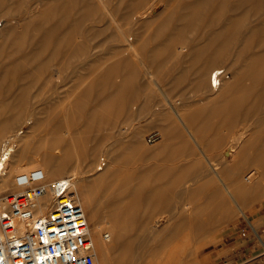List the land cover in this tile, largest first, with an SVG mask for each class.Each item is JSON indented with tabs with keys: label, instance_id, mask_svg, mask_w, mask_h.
<instances>
[{
	"label": "bare ground",
	"instance_id": "obj_1",
	"mask_svg": "<svg viewBox=\"0 0 264 264\" xmlns=\"http://www.w3.org/2000/svg\"><path fill=\"white\" fill-rule=\"evenodd\" d=\"M45 1L46 0H44V2ZM113 1L114 0H73L72 2L73 4L70 6L67 1L58 0L56 3L52 5H49V3H47L49 6L43 3L46 7L48 6L47 8L49 9V11L42 10V8L46 10V7L40 6L39 11L41 9L42 10L41 12L38 11L39 12L38 13L37 11L34 12L31 11L28 13L27 17L25 15L14 16L12 12L5 11L7 10V8H4L2 12L0 11V57L7 55L8 56L7 58H9V63H4L3 65L0 64L2 66V67L0 66V71L5 73L7 72V73L17 74L20 72L21 66L23 64L25 68L26 66H28L29 68L28 70L27 69L25 70L28 76L35 75L36 76L35 78H38L37 74L40 75L37 81H39V79H41L42 77L44 78V80L42 79L43 81H39L40 83L43 82L41 84L45 83L49 85L50 83L52 84L55 82V84L58 87L59 86L63 87L64 85L66 86L67 84L69 88L71 87L73 89V94L71 93V96H68L67 107L74 108L75 106H78L79 108L81 107L82 109H84L87 106L86 105L87 99L88 100L91 99V94L96 90L95 87L98 88L102 87L101 90H103L111 85L112 81L109 82L110 85L106 86L107 83L104 81L103 82L105 84L102 83V79L108 81L116 77L115 75H117V77L121 76L120 84L117 83L120 85L121 88L120 90L122 92L120 93L122 95L120 98L121 102L119 103L121 104L120 107L122 106L121 111L129 110L128 111L129 113L128 112L126 113L123 112V113L125 114L128 113L130 115L127 114V116L131 117L132 116L131 109H133L134 107L140 108L139 109L140 112L138 115H137V111L133 112V116L134 113H136L135 114L136 116H139L136 117L139 122L138 124L139 127L137 124H135L137 125L136 128H134L135 125L134 127L131 126L133 124L130 125L131 127L130 126L124 127L123 125H121L122 128H119L118 124H117L118 127L110 125L111 127H107V128L105 127V129L110 128L106 130L108 131L109 135L106 136L107 132H105L104 133L105 135L104 134L103 135L106 136V139L108 140H109L108 138L109 136H110V140L112 139L111 137L113 138L116 137L117 139L114 138L116 141L121 140L122 142H124V144L126 141V144L128 143L129 145H133L134 142H138L137 139L140 140L142 138L141 135L143 131L141 132V127H144L146 122L149 123L151 121L150 116L152 117L151 115L153 114L152 108L154 107H152L150 97H148L149 99L145 98L143 101L138 102L139 104L138 107L137 102L133 100H136L135 96H137V94L135 93H137V91L139 90V86L134 84H132L133 86L126 84L128 83L129 78L131 77L136 78L138 76L140 77L139 73L141 74V72H144L142 73V75L146 74L149 75L148 77L155 78V75L151 72L150 65L153 64L156 65L158 63H161L160 61L163 60V59L160 60V56H158L160 54L157 55L156 53L157 51L155 52L156 55L153 54L155 55L153 56L154 58H152L151 57L152 54H149L148 52L149 51L148 47H146L147 48L146 50L141 44H137L140 36H142L141 26L145 28H147V26L148 27L151 26L149 28L151 29L153 27L151 24L157 21L158 17L160 20L163 12L165 13L167 9L174 10L177 4L176 5L171 4V0H162L161 2H158V0H121L120 3H116L117 2L116 0H115L116 2ZM37 2L39 3L41 2L42 4L43 0L42 1L38 0L35 3ZM81 2L84 4H81ZM115 3L119 5H116ZM162 3L165 4L162 6ZM81 5L82 8L80 7ZM57 7L58 8L64 7V9L65 7L70 8V12L72 13V15L77 14L78 16L75 17V19L71 18L72 19L71 20L69 17L67 18V14L66 15L64 14V16L66 17L61 15L63 17L60 16V18L56 17L57 19H55V17L54 19L53 18L50 19L51 14L55 12L54 8L57 9ZM80 8L82 9V12H79ZM59 9H57L56 11H58ZM179 10H180V15H177L171 20V22L174 21L175 23L181 24L180 28L178 30H175L176 35L174 34V31L168 33L167 30L163 32V35L161 34L162 36L160 35L161 38L164 37L165 39L168 38L166 42V47L163 49V53H161V55H163L164 53L166 54L168 53L172 60H170L169 58L168 59L171 62H174L175 60L176 62H174V64L179 66V68H182L179 65V63H181L179 61H181V59H184V57L186 63L187 60H189L187 59L188 58L187 56H189L190 59L192 57L191 61H193L194 57H197L194 58L193 62L189 60L190 62L189 64L192 63V67L191 65L190 67L193 69V71L191 70L190 73L191 72L195 73V75L193 73L191 74L193 75V78L195 76L194 78L195 83L196 86L199 88V90H202L204 92L208 90L209 91L208 98H210L211 102L212 101L215 102L214 107L216 110L214 109L212 116L215 119V124L213 125V127L214 126L216 127L215 131H217L218 141L216 140L217 138H215V140L218 143L222 144L221 146L223 145L224 146L223 147L220 146L221 151H218V154L217 152H215L217 154L216 156L217 158L215 159L216 160L218 159L217 163L215 162L216 160L214 159L216 154L212 152L214 157L213 155L210 154V156H212V158L214 159V162L216 163L215 164L214 162H212L213 160L211 161L212 158L209 159L210 157L206 155V154L209 155L210 152L207 151L209 149H207L206 147L205 149H203L204 146L207 144H208L207 146L210 148L209 145L211 143L209 142L210 143L209 144L207 141L212 139V138H208V134H210L211 132L210 133L207 132L208 133V134L206 133L207 135L205 134V132L203 133L201 132L202 134L200 133L198 135L200 136L205 134L207 136L206 137L203 135L204 138H207V141L205 140V143L207 144L205 143L201 144L202 146L204 145L202 148L199 144L196 133L193 132L192 129H190V127L192 126L189 127L185 122V119L187 120L188 118L195 120H201L207 118L208 115L206 108L202 109V107L196 105V107H200L201 109L191 108L194 109V111L190 109L191 111H188L187 115L183 114L186 113L185 110H182V112L185 111L183 113L180 111L181 109L179 110V112H177L180 121L183 122L182 125L188 126V127L186 126L188 130V136L190 135V137L194 139L193 141L197 142L199 146L196 145L195 142L194 145H196V147L198 146L202 152L205 151L208 152V153L205 152L204 154L209 160V165L211 167V170H207L206 172V168H208V164L206 165V163H203L204 166L207 167L202 168L204 166H201L200 165L201 163L199 164L198 162H196L197 158L199 157V155H197L196 153L198 151L197 150L198 147L195 148L192 145L193 143L191 144L192 142L191 141L190 142V144L192 145V146L190 145L191 148L196 149L195 150L196 152L193 151V153H196V155L198 156L197 157L196 155L193 154L197 158L192 156L193 157L192 160L193 159L196 160L195 163L199 164L198 166L199 168L201 166L202 169H205V171L203 170L204 172H202L201 168L197 169V167L195 166L194 170H197L195 172H198V170L200 171L198 178L199 177L202 178L204 180V183H201L200 181L197 182L193 178L192 179L194 180V182L193 180H191L192 174L195 173L192 171L193 169H191V167H194L192 166L194 163L192 161L193 164L190 165L191 160L189 159L188 161H190L189 165L191 167L188 168L191 169L193 173L192 172L189 173L190 172L189 171L185 175L183 174V176L179 175V178L178 179L176 178L175 181L176 186H179L178 184H182V182L185 180L189 182L187 188L185 189L187 193L186 194L187 200L181 206L177 207L178 209L174 211L173 216L162 214L159 218H156L155 216H153V214L149 213L150 216L148 218H144L143 216H139V215L135 217L136 216L135 214L134 216L135 218L132 217V220H113L111 221V224H109V228L107 230V234H108L107 241L109 240V242H107L105 238L101 237L100 230L102 228V225L98 221L100 206L97 203L96 197H94L92 193H94V191L96 190L98 191V189L99 191L102 190L100 188H102L103 185L106 186L110 185L109 182H112V180H116V178L120 180L119 182L123 183V184L120 183L121 187H123V185L126 186L125 184L128 185L127 182L131 179V177H130V173L128 172L125 173L123 171L125 174L123 172H118L119 169H117L118 167L116 166V164L112 165L113 162L117 163L116 162L117 157H115L114 153L112 152L113 148L115 149L114 146L113 148L110 146V148L112 149L109 151V154H107L108 157L110 158L109 162H107L109 158H106L105 156L101 159L98 157L99 151L97 152V154L93 153L97 151L96 150L98 148L97 145L93 147L94 149L96 148L95 151L94 149L92 150V147L89 148L88 144L90 145V143L88 142L90 141L92 145L93 140L96 139L98 140L102 134H100L99 131L97 130L98 129L101 130L102 128L101 129L100 127L96 128L95 127L96 125L94 124L92 128H94L95 132L97 131V133L95 134L93 129L90 128V126L92 125L91 123L89 124L90 126H85L86 124L84 125V123H82L83 124L82 127L84 128L82 129L81 127V130H79V135H77L78 130L76 131L75 134L74 130L76 129H74L75 126L74 124L75 123L78 124L77 121L79 120L80 117H78L76 121L75 117H74L75 119L70 118L72 116L70 112H69L70 116L68 113H66V117L64 120L65 121L64 127L62 130L64 131L65 134L69 136L70 139L67 141H71V142H67V143L69 144L71 143L70 146H72L71 151H69L70 149H68L70 147L68 148L65 147V149L67 148L68 149L67 152L69 153L70 152L76 153V157H74L73 160L74 163L71 165L69 164L70 162H72L71 157L73 156L71 155L70 157V155H68L69 156L68 158L67 156L68 153L66 154V152H64L66 150H64L63 153L67 157L64 156L62 153L63 149L61 150L60 148H58L60 147L58 143H61L62 142L61 140L64 141V138L66 139L67 135H65L66 136L65 137L62 133V130L61 131L57 130L59 127L53 129L56 126L54 124H51L52 123L51 118H49L51 120V121L49 120V122L51 124L52 129H49V132L51 133V136L55 138L54 141L58 142L57 145L54 146V148L52 147V145H47L50 144V142H48L49 140H51V143L54 142V141L52 142L51 136L48 135L49 136L47 137L49 139L47 140L48 143H46V141H44L45 143L42 142L44 146L37 147L34 150L37 151V153L34 152L35 155H33L34 153L30 152L28 154H32V156L30 155L28 156V158H26L25 154H27L26 151L29 149V145L32 142L31 139H33V136L36 133L35 129H34L35 132H32V130L30 129L31 130L30 132H32V134L27 135L29 133H26L25 134L26 137L23 135V138L21 136L23 130L21 129L20 131H18L17 135L18 136L20 135L19 137L20 142L19 139L18 141H16V139L11 140L14 138H18L17 135H15L17 137H14L13 135L14 138L6 139L5 142L3 141L4 139L0 140V192L2 191V189L6 190L11 186L14 188H18L19 191H22L25 185L18 182L17 176L18 175L30 176L35 171L42 172V175L45 180L50 176L56 177V179L48 182L50 184H53L58 179L66 178L67 182L69 183V189H68L69 192H71L74 199L83 206L86 213L89 212V214L88 213L87 214L89 215V218L94 222V225L93 227H91L92 228L91 230L92 232L93 231L95 232V236L93 234L92 236L95 242L97 264H115V263L116 264H153L154 259L152 261L151 258H154V256H156L159 253V250H161V253L163 252L168 257L165 263H164L165 260H163V262H161V260L159 261L164 264L168 263L169 260L173 263V259L176 260V258L180 256H190L194 258L198 248L196 247L195 250H192L191 248L193 243L192 242L193 237L196 236L195 234L199 236H207L209 237L208 241H211L215 237V234L217 233L219 226L222 223V220L223 219L227 220L228 218H230V216H232L231 208H234L236 207V205H238L239 208L242 210V212L245 213L244 210L245 208H243V205H245L247 202L250 203L252 200H256L257 202L260 198L262 200L263 199L262 197H264V137H263L264 135L260 136L259 130L256 131L251 128L252 127L251 121L254 120L259 121L264 126V0H181V2L179 3ZM85 13L86 16L92 15L94 26H97V30L95 31V33L99 35L101 33H104L103 35L101 34L103 37L104 35H106L107 32H109L107 35L108 37L104 36L105 38H107V42L108 40H110L111 42L115 41V43L113 42L114 44L112 45L113 52L112 50L109 52L108 49L107 50L109 53L105 52L108 55H110L111 52L112 54L110 56L107 55L108 57L102 60L101 62H99V64L95 68L94 67L92 68L90 66V63H92L91 62L92 45H90L89 42L92 35L91 34H90L91 36L89 35L90 38L88 36H85V34L82 32L83 28H80L81 22L85 19ZM182 17L183 20H181ZM25 18L28 19V21ZM23 22H27V23L23 24ZM70 23L71 25L73 24L75 27V30L73 32L74 35L72 36L71 33L69 32L66 33L67 30L63 28L64 25L67 26ZM144 29L143 31L145 34L143 33V37H146L148 28H147V32H145L146 29L145 30ZM192 31H194L193 32L194 34L192 33ZM30 32H32L31 34H33L32 35L33 38L29 39V41L25 39L24 42L21 43L20 34L24 35ZM65 35L74 37V39L73 40L70 39V41L64 43V41L66 40L65 38H67L65 37ZM99 35L97 37L100 38L101 35L100 36ZM50 38L51 39L55 38L53 40L56 41L59 39L60 41L59 48L56 51L53 50L50 51V54H48L49 60L45 62H43L42 60H41L42 62L40 60L38 61V59L44 58V55L43 53L38 52L39 50L38 51L36 50L37 51L36 52L35 49L40 48L45 43L43 41H46V39H49L48 41H51ZM105 38L102 39L100 38L99 41H103V39L105 40ZM141 39L140 41L142 42L143 40ZM48 41L47 44L48 43L51 44L52 41L51 42ZM145 41L147 42L148 40ZM146 44L144 43V46ZM14 45L16 47L14 49H11V47H13ZM107 45L108 47L105 45L104 46L106 48L111 47L109 46V44ZM22 47L24 48L30 47V50L28 48H26L28 49V51L25 50L24 48H23L24 50L23 49L21 50L20 48ZM50 47L51 45L49 46V48ZM105 47L103 48V46H101V48L104 49V51L106 49ZM220 47L221 48L224 47V48L218 50L217 48ZM7 49L10 50L8 53H7ZM102 49L99 50L100 51L99 53L103 51ZM143 49L144 51L146 50V52H144ZM215 49L217 50L215 51ZM46 50H48V47L46 48ZM158 52L160 53V51ZM166 54L162 56L164 57V59L167 57ZM75 58L78 61L79 60L80 61L78 62L77 60H74V63L77 62L79 64L77 63L76 65L73 64V59ZM150 58H152L151 59L152 61L150 60ZM209 59L211 60L212 63L210 62ZM231 59L232 62L230 63L231 66L229 67L230 68L232 67L233 76L232 79H229L231 77V74H228V72L226 71L227 67H225V65H223L222 63H224V61L226 60L230 61ZM203 61H205L207 65L210 62L211 65L209 64L208 65L209 67L212 66L213 63L215 62L219 63L220 65L216 64L215 66L214 64V68L210 67L211 69L207 67V70L209 69L211 70V72L208 70L207 72H209L210 74L209 77H206L208 75L202 73V70L204 72V70H206L205 69L206 67H204L203 65H202L203 67L200 66ZM35 62H38L39 64L37 63L36 65ZM149 62L150 63L152 62L153 64H150ZM205 62L203 63L204 65L206 64ZM59 63H62V65H60ZM174 64L171 66L175 67ZM168 65L169 64H166L164 66H168ZM184 65L186 71L188 70L189 73V70L191 68L190 67L187 68L189 65L187 66L186 64ZM161 67L163 68V66ZM174 67L173 70L172 69L169 70L174 71L175 69ZM199 67H201L202 69ZM90 68H92V70ZM139 68L142 70V71L140 70L141 72H139ZM185 68L182 69L185 70ZM186 71L184 72L185 74L187 73ZM184 73H182L181 75H183ZM185 74L184 76L187 75ZM181 75L180 77L177 76L176 78L179 79L181 78L184 80L185 78L182 77ZM122 78L124 80L128 79L126 80L127 82L126 84L124 83ZM71 79H73V81L75 80L74 81L75 83L72 82L71 84L72 86H69L71 83L69 80ZM246 79L247 81L248 79H250L251 81L247 82ZM96 80L97 81L99 80V83H96ZM112 87L113 89L118 88V86L114 83L112 84ZM6 88H7V84H1L0 90H5ZM231 90H233L234 93L232 92V94L230 95L231 92L228 93V91ZM225 94L228 96V98H226L227 96ZM82 95L84 96L82 97ZM88 96L90 99L87 98ZM37 100L36 103L39 101ZM90 102L91 101L88 102L89 104L88 106H90ZM92 102H94V100ZM4 103L7 104V102ZM27 103H29V101L26 102V104ZM170 104L171 107H173V109L176 111L177 109L175 107L180 106V105L176 106L173 101H170ZM27 105L29 107V104ZM38 107H40L39 104ZM183 107L185 109L186 106ZM85 111L86 110H84V113ZM180 113L187 116L188 118L182 116ZM144 114H147L146 115L147 117ZM242 114L246 115L247 119L249 118L251 123V124L249 123V125L251 126L250 127L251 129L247 128V130H245L244 128L245 131L242 130L238 131L241 133H239L231 141L229 140L230 142L227 140L228 143H226V139H228L229 136L227 137V135L225 134V130L227 128H230V130L227 129L229 130L230 133L234 132L235 130L237 132L236 129L237 120ZM243 115L242 117L244 118ZM30 118H29V122H31ZM243 118H241V120ZM250 118L253 120H251ZM72 119L74 120V123ZM81 119L82 117L79 120L80 122ZM188 121L190 124L192 123L190 122V120ZM3 124L2 125L0 124V127L4 126L5 128L6 125ZM177 125H179V123ZM180 126L181 125H179V127ZM186 127L184 128L181 126L179 129H176L177 127L176 128L173 127L176 129V131L175 129L174 130L166 129L167 133H164V135L165 134L168 135L166 140L164 139L163 142L164 144L162 145L170 146L171 144L170 142L172 141L171 138H174L175 140L176 139L183 140L184 138L186 139L187 134L181 129L183 128L186 131ZM2 129L0 128L1 133H2ZM78 129L80 128L78 127ZM194 129L197 130L195 127ZM56 130L60 131L64 138H62V136L59 135V133L56 134L55 133L57 132ZM258 131L259 134L257 133ZM123 132L125 133L123 134ZM197 132L199 133L200 131ZM80 133L83 135L84 138H86L85 141L83 139L85 146L84 144H82L83 143L81 139L82 135H80ZM226 133L228 132L226 131ZM166 135L164 137H166ZM78 136L79 138L81 137L80 140H78L79 139L77 138ZM210 136L212 135H209V137ZM60 137L62 138L61 140H59ZM190 137H188V139ZM56 138L58 139V141ZM201 141L203 142V139ZM99 142L100 140L96 142V144H98ZM184 142L186 143L189 141L184 140ZM185 143H183V146H186ZM18 146L19 148L17 149ZM144 146L142 145L141 150H140L141 147L139 148L140 150L139 152L142 153L141 155L146 154L147 150L149 152V149L146 150ZM165 146L163 147L165 148ZM188 146L189 143L186 148H190ZM215 146L216 145H212L214 149H216ZM38 148H40V150ZM49 148H51L50 149L51 151L49 150ZM186 148L185 149H182V147L178 148L179 150L178 152L179 153L181 152V154H183V152L186 153L185 155L187 156L186 158L188 159L191 158V154L189 155L190 157L187 155L189 154L188 150L191 151V149L187 150ZM211 149L212 151H214L213 148H210V150ZM217 149L219 150V147ZM184 150H187L188 152L187 151L185 152ZM30 151H33V149ZM199 152L200 151H198V153ZM91 154L93 155V157L96 154L97 161L100 159L98 161L99 163H96V166H94L95 168L94 167L91 168L92 167L91 166L90 169L84 168L85 170H81L84 167V166L82 167V165L83 164L85 165L87 164L86 162H89L88 159L90 158L89 155ZM102 155H104V153H102ZM93 160L95 161V158ZM188 161L184 163L187 164ZM81 162H85V163H81ZM89 164L91 165V163ZM248 167L250 169H248ZM65 173H67V175H65ZM172 173L173 170L168 167L165 168L163 172L165 177L167 176L169 177L170 175L173 176ZM200 175L203 176L201 177ZM33 181L37 182V180H33ZM199 182L200 184L197 185ZM140 187L146 188V186H140ZM185 187H183V189ZM143 188H137L135 194L131 196L129 199L131 201L133 200L138 201V203H141L145 200L146 206L144 205L145 208L144 207L142 208L143 210L145 209L144 213L150 211L149 207L152 206V204L155 201H169L170 206L172 205L174 199L168 196L166 190L165 191L162 190L159 193H155L154 195L145 197L147 188L146 189ZM36 203L38 206L36 209L32 211L34 214L38 216L49 215L56 203L55 192L54 191L48 192L44 196L38 198L36 200ZM6 205L7 203L5 197L1 195L0 207H4ZM139 207L140 206H138L137 208ZM125 213L126 215L131 214V211ZM115 215L117 216V214ZM172 220L176 221V223H172L173 222ZM181 224L186 225L184 229L186 230L187 234L185 233V236L183 235L185 231L182 234L179 233L180 229L183 230ZM179 225H181V228L179 227L178 230L177 226ZM29 228H30L29 218L28 216H24V218L20 221L19 232L23 233L27 231ZM176 228L179 233L178 236L180 237L182 235L181 237L183 238V241L182 238L180 237L181 240L180 244L181 242H183L182 245H179V243H177L178 238L175 239L177 240V242L173 240L174 235L172 238L168 237V235L172 236L170 235L171 233L169 232L177 233V231H173ZM190 233L192 234L194 233V234L191 235ZM174 238H176V236ZM111 246L114 248H111ZM115 247H118L120 252H122L120 253L121 258L119 257L120 259L117 262H112V261L109 262L108 259H110L111 257V255L109 257L110 248L115 250ZM97 248L100 250L101 255H98L99 250ZM162 255L160 254L159 256L162 257ZM149 256H151V258Z\"/></svg>",
	"mask_w": 264,
	"mask_h": 264
},
{
	"label": "rangeland",
	"instance_id": "obj_2",
	"mask_svg": "<svg viewBox=\"0 0 264 264\" xmlns=\"http://www.w3.org/2000/svg\"><path fill=\"white\" fill-rule=\"evenodd\" d=\"M31 1H34V2H31ZM36 1H38V0H36ZM36 1L35 0H0V8H1L0 11L2 12V10H4V8H7V10H5V11L12 12V14L14 16H24L25 15L27 17L29 12H31V11H33V12L37 11L38 12L40 6L42 7V6L48 5L47 3H49V5H52V4L56 3L58 0H48V1L46 0L45 2L43 0L42 4H41V2L35 3ZM40 1H42V0H40ZM65 1H67L70 6L73 4L72 3L73 0H65ZM116 1H115L116 3H120L121 0H119V2H118V0H116ZM161 1L162 0H160V1L158 0V2H161ZM180 2H181V0H171V4H174V5L177 4L175 6L174 10L167 9L165 13L163 12L162 15L160 14L162 16V17L160 16L161 17L160 20H159V17H158L159 15H158L157 17H158L159 21L158 20H157L158 22L155 21L153 23L154 25L151 24L153 26L151 29H149L151 26L150 27L147 26L148 32H147V28L141 26L142 36H140L137 44H141L146 50H147L146 47H148L149 48L148 52H149V54H152V56H151L152 58H154L153 56L156 55L155 52L157 51L156 52L157 55L160 54V55H158V56H160V60L163 59L162 61H160L161 63L156 64L157 67L152 62L151 63L149 62L150 64H153V65H150V69H151V72L155 75V78L148 77L149 75H146V74L142 75V73H144V72H141L142 70L140 68H139V72H141V74L139 73L140 77L139 76L136 78L134 77L135 79L131 77V78H129V80L128 79L124 80L122 78L125 84L127 83L126 80H128V83L126 85L129 84V85L133 86L132 84H134V85L139 86V90L137 91V93H135V94H137V96H135V94H134V96L136 97V100H133V101L137 102L138 107H139L138 102L143 101L145 98L149 99L148 97L151 98V104H152V107H154V108H152L153 109V114H151L152 117L150 116V118H151L150 122L151 123L146 122L144 127H141V132L143 131L142 135H141L142 138L139 137L141 139L140 140L137 139L138 142H134L133 145H129L128 143H127L128 144L127 145L126 141H125V144L121 140H119V141H121L122 143L119 141H116L114 139L116 137H114V138L111 137L114 140H112V139L110 140V136L108 137L109 140L106 139V136L109 135L108 131H106V130H108L110 128L105 129V127L107 128V127H111V126H117V124H118L119 128H122L121 125H123L124 127H127V126H130L131 124H133L131 126L134 127L135 124H137V125L139 124L138 119L136 118L139 116H136L135 115L136 113H134V116H133V112L137 111V115H138L140 112V110H139L140 108H137V107L133 108L132 107L133 109H131V111H132L133 117L127 116V114L129 113L128 112L129 110L121 111L122 106L120 107L121 104H119L121 102L120 98L122 95V94H120L122 92L120 90L121 88L119 85L120 80H121V76L117 77V75H115L116 77H114V75H113L114 78L112 77L113 79H110L108 81H105L104 79H102V83H104V82L107 83L106 86L110 85L109 82L112 81L111 85L109 87H106L103 90H101L102 87H99L100 89L98 87H95L96 90L94 88L95 91L94 90H93L94 92L92 91L93 93L91 94V99L89 98V96L87 97L90 99V100L87 99V104H86L87 106L85 105L86 107L84 106L85 108L83 107L84 109H82L81 107L79 108L78 106H75L74 108L73 107L72 108L67 107L68 96H71V93L73 94V89L71 87L69 88L67 84H66V86L64 85L63 87H61V86L58 87L55 84V82L52 84L50 83L49 85L45 84V83L41 84L43 82L40 83L39 81H43L44 78L42 77L41 79H39V81H37L40 75L37 74L38 78H35L36 77L35 75H33V76L31 75L32 77L28 76V74H26L27 72L25 70L26 69L28 70L29 68H28V66H26V68H25V66L23 64H22L23 67L21 66V70H20V72L22 74L20 72L17 74H13V73H7V72L5 73V72L0 71V86H1V84H7V88L5 90H0V124L2 125L4 123L3 125H6L5 128H4V126L0 127L1 129L3 127L2 133L0 131V140L4 139L3 141L5 142L6 139H9V138L11 139V138L17 137L18 136L17 133L21 129L23 130V133L21 134L22 138H23V135L25 136L26 133H29L27 135H31L32 132L36 131V133H35L36 136H35V134H34V136L32 135L33 139H31L32 142L29 145V149H28L29 151L28 150L26 151V153H27V154H25L26 158H28V156H30V155L32 156V154H28L30 152L31 153H34V152L37 153V151H34V150L37 147H43L44 144H42V142H44V141H46V143L50 142V144H47V145H52L53 148H54V146L57 145L58 142L54 141L55 138H53L51 136L49 129H52L51 124H54L56 127H54L53 129L59 127L57 130L61 131L64 127V122H65L64 120L66 117V113L69 114V112L72 115L70 118L75 117L76 119L75 118L74 119L76 121H77L78 117H80V118L82 117L81 122L79 121L80 120V118H79V120L77 121L78 124H76V123L74 124L75 125L74 129H76V130H74L75 134H76V131L78 130L77 135H79V130H81V127L83 125L82 123H84V125L86 124L85 126H90L89 124L91 123L92 125L90 126V128H92V126L94 124L96 125L95 126L96 128H99V127H100V129L102 128L101 130L95 129V130L99 131V133L102 135L100 136L101 139L98 136V138H99L98 140L96 139V140L92 141L94 143V144L92 143L93 146L91 145V142L88 140L89 141L88 143H90V145H91L90 146L88 144V146H89V148L92 147V150L94 149L93 147H95V145H97L98 148L97 149L95 148L97 151H95V149H94L95 152H93L91 149L90 150L96 154L99 151L98 157L100 159L103 158L104 156L106 158H109L107 154H109V151L113 148V146L115 147L116 150L113 148L112 152L114 153L115 157H117L116 162L118 164L113 162L112 165L116 164V166L118 167L117 169H119L118 172L124 171L125 173H127V172L130 173V177L132 180L130 179L131 181L129 180L130 182L129 181L127 182L128 185L125 184L127 187L124 185H123V187H121V185H120L121 182H119L120 180H118V178H116V180H112V182H109L110 185H108V186L103 185V187L100 188L102 190L99 191V189H98L99 192L96 190L97 192L94 191V193H92L94 195V197H96L97 203L100 206V209H99L100 213H99V218H98L99 223L102 225V228L100 230V234H101V237L105 238L106 241L108 239V237H106L107 230L109 228V224H111V221H113V220H132V217L135 218V217H137V215L143 216L144 218H148L150 216L149 213L153 214V216H155L156 218H159L162 214H167L169 216H173L174 211H176L178 209L177 207L181 206L187 200V198H186L187 193H186L185 189L187 188L189 182H187L185 180L182 182V184H178L179 186H176L175 181H176V178L177 179L179 178V175L183 176V174L185 175L187 172L190 171L189 173H191L193 171L195 174H192L191 180L194 179L197 182L200 181L201 183H204V180L202 178H200V177H199L200 179L198 178L200 171L198 170V172H199L198 173V172H195L197 170H194V169H195V166L197 167V169H200L201 166H204L203 163H206V165L208 164V168H209L210 167L209 160L204 154L206 151L202 152L201 149L198 147L199 146L198 143L193 141L194 139L192 137H190V135L188 136V130H187L188 126L193 127V128L190 127V129H192V131L196 133V135L198 137L199 144L202 148L204 145L202 146L201 144H204L205 140L207 141V138H204V136H206L208 133L211 132L210 134H208V138H212V139L207 141V142L211 143V144L209 143L210 144L209 146H210V148H213L214 151H212V149L210 150V148L207 146L208 145L207 143H205L207 145H205L203 148V149H205V147H206L207 149L210 150V151L207 150L208 152H210L209 155L206 154L208 157H210L209 159L212 158V156H210V154L213 155V153H215V152H217V154H218V151H221L220 148L224 146V145L221 146L222 144L217 142L218 137H217V131H215L216 127L215 126L213 127V125L215 124V119L213 118L212 115H213V112L215 109V107H214L215 102H213V101L211 102L210 98H208V92H209L208 90L205 92L202 90H199V88L196 86V83H195V79H194L195 76L193 78V75L191 74L193 72L190 73L191 70L193 71V69L191 68L192 63L189 64L190 63L189 60L191 61L192 57L190 56L191 57V59H190L189 56H187L188 57L187 59H189V60H187V63L185 62V57H184V59H181V61H179V62H181V63H179V65L182 68H185L184 64H186V66L189 65L187 68H189L191 65V67H190L191 69L189 70V73H190V75H189L188 70L186 71V68H185V70H183L182 68H179V66L174 64V62H176L175 60H174V62L170 61L172 59L170 58L168 53L167 54L164 53L167 55V57L165 59H164V57H162L164 54L161 55V53H163V49L166 47V42H167L168 38L167 39H165V37L161 38L160 35L161 34L163 35V32L165 30H167L168 33H171L172 31H174V34H175L176 33L175 30H178L181 26V24L175 23L174 21L171 22V20L174 17H176L177 15H180V10H179V3ZM43 3H45V5ZM81 4H84V3L81 2ZM164 4L165 3H162V6ZM79 5H80V3H79ZM116 5H119V4H116ZM47 7H46V10L43 8H42V10L49 11V9ZM80 7L82 8V5ZM59 8L57 7V9H59L58 11H56L57 9L54 8L55 12L52 10L54 13L52 12L53 14H51V16L49 15L50 19L51 18L54 19V17H55V19H57L56 17L60 18V16L61 15L64 16V14L65 15L67 14V18L69 17L70 19L71 18L75 19V17L78 16L77 14L72 15V13L70 12V8H66V7H65V9H64V7H59ZM81 8H80L79 12H82ZM42 10L40 9L39 12H41ZM63 16H61V17H63ZM184 16H186V15H184ZM64 17H66V16H64ZM185 19H186V17H185ZM26 20L28 21V19H26ZM181 20H183V17L181 18ZM24 23H27V22H23V24ZM63 28L65 30H67L66 33L69 32V33H71V36L74 35L73 32L75 30V27L73 24L71 25V23H70L67 26L64 25ZM80 28H83L82 32L85 34V36L89 37L90 34L92 35V36L90 35L91 39L89 42L90 45H92L91 46V53H92V55H91L92 61L91 62L92 63H90V66L92 68L93 67L95 68L99 64V62H101L102 60H104L105 58H107L108 56H110L112 54V52H113L112 45L115 43V41H113L114 43L111 42L110 40H108V42H107V38H105V37H108L107 35L109 32H107L106 35H104L105 37L104 36L102 37V35L104 33H101L102 34V35L100 34L101 36L99 34L95 33V31L97 30V26H94L92 15L86 16V13H85V19L81 22ZM144 28L146 29L145 32H147L146 33L147 38L143 37V33H144L143 29ZM193 32L194 31H192V33ZM31 33L32 32L24 34V35L20 34V36H21L20 42L23 43L25 39H27V41H29V39H32L33 34H31ZM86 34H88V35H86ZM67 35H69V34H67ZM98 35L100 36L101 39L105 38V40L103 39V41H99L100 38L97 37ZM71 36L65 35V37H67V38H65L66 40L63 39V40H65L64 43H66L67 41H70V39L73 40L74 37H71ZM53 39H55V38H52V39L50 38L51 41ZM140 39L143 40L145 44L147 43L146 44L147 46L146 45L144 46L143 41L141 42ZM48 40L49 39H46V41H43L45 43L42 45V43H43L42 42L41 43L42 46L38 49L37 48L35 49V51L39 50L38 52H41L44 55V58L38 59V61L42 60L43 62H45V61L49 60L48 54H50V51H52V50L56 51L59 48V45H60L59 39L57 41L53 40L52 42L48 41ZM63 40H62V42H63ZM145 40H148V41L146 42ZM47 41L51 42V44H49V43L47 44ZM139 41H140V43H139ZM103 42H104L105 46L108 47L107 44H109V46H111V47L106 48L103 45ZM50 45H51V47L49 48ZM100 45L103 46V48L104 47L106 48L105 51H104V49L101 48ZM15 47L16 46L14 45L13 47H11V49H14ZM47 47H48V50H46ZM221 47L217 48V49L219 50V49L224 48V47L223 48H221ZM23 48L24 47H22L20 49L22 50ZM26 48H28V47H26ZM26 48H24V49L27 51H28V49L30 50V47L28 49H26ZM9 49H7V53L11 50V49L10 50ZM100 49L103 50V51H101V53H99ZM107 49L109 50V52L112 50L110 55L107 54V53H109ZM217 49H215V51ZM146 50L144 51V49H143L144 52H146ZM158 51H160V53ZM105 52H107V53H105ZM146 54H148V53H146ZM153 54H155V55H153ZM4 57H6V58H4ZM7 57H8L7 55L0 57V64L1 65H3L4 63H9V58H7ZM152 58H150V60ZM194 58H197V57H194ZM194 58H193V61H194ZM74 60H77V59L76 58L73 59V64L76 65L77 62L74 63ZM164 60H165V62H164ZM182 60H183V62H182ZM193 61H191V62H193ZM169 62H171L172 64ZM204 62L205 61H203L200 66L206 67L205 68L206 70H204V72L202 70V73L208 75V76L205 75L206 77H209L210 73L207 71L209 69H211L210 67L214 68V64H215V66H216V64L220 65L219 63L215 62V63H213L212 66L209 67L208 65L210 64L211 60H210L208 65L206 62H205L206 64L204 65L203 64ZM231 62H232V59L230 61L226 60V61H224V63H222L223 65H225V67H227L226 71L228 72V74H231V77L229 79H232V76H233L232 67L231 68L229 67V66H231V64H230ZM37 63L38 62H35L36 65H37ZM59 64L62 65V63H59ZM77 64H79V63H77ZM94 64H95V66H94ZM159 64H162V65H159ZM166 64H169L170 67H169V65L164 66ZM173 64L175 65V67L173 66L175 68L174 71H172L173 67L171 66ZM161 66H163V68ZM176 66H177V68H176ZM245 66H244V68H245ZM201 67H199V68H201ZM207 67H209L208 70H207ZM92 68H90V69L92 70ZM169 69H172V70H169ZM178 69L179 70L181 69V70L179 71ZM185 71L187 72L186 73L187 75L184 73ZM209 71L211 72V70H209ZM194 72H195V70H194ZM205 72H207V73H205ZM182 73H184L186 76H184V74L181 75ZM193 74L195 75V73H193ZM173 75H174V77H173ZM180 75L182 77H184L185 79L183 80L181 78L180 79L176 78L177 76L180 77ZM177 79L180 80V83H179V80H177ZM226 79H228V78H226ZM69 81L71 82V83L69 82L70 83L69 86H72L71 85L72 82L75 83L74 82L75 80L73 81V79H71ZM123 81H122V83H123ZM246 81H247V79H246ZM250 81L251 80L248 79L247 82H250ZM176 82L179 84H177ZM96 83H99V80L98 81L96 80ZM113 83L116 84L118 86V88L113 89V87H112ZM117 83H119V84H117ZM55 87H57V88H55ZM107 88H109V89H107ZM229 92H231L230 93V95H231L233 90L228 91V93ZM83 96L84 95H82V97ZM85 98H86V96H85ZM226 98H228V96ZM36 100L38 101L37 103L39 104L40 107H38ZM93 100H94V102H92ZM28 101H29V103H27V104H29V107L26 104V102H28ZM89 101H91L90 106H88ZM170 101H173L176 106L180 105L179 107H175L177 109V111L174 110L173 107H171ZM4 102H7V104ZM34 103L37 105H35ZM91 104H93V105H91ZM26 105H27V107H26ZM156 105H159V106H156ZM196 105L202 107V109L206 108L207 115H208L207 118H204L201 120H195V119H190L187 116H185V115H187L188 111H191V110L194 111V109H196V108L201 109L200 107H196ZM183 106H186L185 109ZM155 107H157V108L160 107L161 109L160 108L157 109ZM163 108H165V109H163ZM191 108H194V109H191ZM167 109H168V111H167ZM65 110H66V112H65ZM84 110H86L85 113H84ZM164 110H166L167 112ZM179 110L181 112H182V110L186 111V113H183L185 111L182 112L185 115H183L182 113H180V114L182 116L188 118L187 120L185 119V122L188 126L182 125L183 122L180 121L178 114H177V112H179ZM123 112H125V113L128 112V113L125 114ZM70 114H69V116H70ZM83 114H84V116H83ZM128 115H130V114H128ZM144 115L146 116L147 114H144ZM242 115L237 120V125H238V127L236 125L237 132H236V130L234 132H232V130H231L232 133H230L229 132L230 128H227L229 130H227V129L225 130V134L227 135V137L229 136L228 139H226V143H228L227 140L231 141L239 133H241L238 131H240V130L245 131V130H247V128L248 129L252 128L253 130H256V131L259 130L260 136L264 135L263 134V131H264L263 127L264 126L259 121H256V120L251 121V123H252L251 124L249 118L247 119L246 115H243L244 118H246V119H244L242 117ZM30 116H31V118H30ZM29 118H30L31 122H29ZM49 118H51L52 121ZM83 118H84V121H83ZM152 118H153V121H152ZM241 118H243V119L241 120ZM49 120L52 122L51 124H50ZM188 120H190V122H192V123L195 120L193 123L194 126L192 125V123L190 124ZM245 120H247V121H245ZM251 120H253V119H251ZM7 121H10V122H7ZM5 122H6V124H5ZM86 122H88V123H86ZM73 123H74V120H73ZM178 123H179V125H181L184 128L187 126L186 131H185V129L181 128L187 134L186 135L187 138L186 139L184 138L183 140H179V139L175 140L174 138H171L172 141L170 142L171 143L170 146L162 145V144H164L163 143L164 139L166 140L167 135H168V134L167 135L165 134L166 137H164L165 136L164 133H167L166 129L174 130L176 127H177L176 129H179L181 126L179 127V125H177ZM249 123L251 124L252 127L249 125ZM25 125H27L29 127H27ZM137 125H135L134 128H136ZM247 125H249V126H247ZM26 127H27V129H26ZM78 127L80 129H78ZM138 127H139V125H138ZM173 127H175V128H173ZM194 127L197 130H195ZM83 128L84 127H82V129ZM244 128H245V130H244ZM256 128H258V129H256ZM261 128H262V130H261ZM30 129L32 130V132H30L31 131ZM34 129H35V131H34ZM92 129L94 131V128H92ZM176 129H175V131H176ZM60 131H57L55 133L56 134L59 133V135H61L62 138H64L63 135L65 136L67 134H65L64 131L62 130V133H63V135H62V133ZM97 131L96 132L94 131L95 134L97 133ZM100 131H102V132H100ZM158 131H159V134L161 135V137L155 142H149L148 136L151 133L158 132ZM197 131H200V132L198 133ZM226 131L228 133H226ZM259 131L257 132L258 134H259ZM105 132L108 133V134L106 133V136H104ZM109 132H110V130H109ZM125 132H123V134ZM201 132L202 133L205 132V134L207 132L208 133L206 135L203 134L204 136L203 135L198 136ZM247 133H249V132H247ZM261 133H262V135H261ZM232 134L234 137L232 136ZM13 135H14V137H13ZM15 135H17V136H15ZM48 135L51 136L52 142L54 141L55 143L54 142L51 143V140H49L47 138V137H49ZM80 135H82V134L80 133ZM209 135H212V136L209 137ZM122 136H124V135H122ZM19 137H20V135L18 136V138H14L11 140L16 139V141H18ZM44 137H46L47 139ZM188 137H190V138L188 139ZM62 138L60 137L59 140H61ZM77 138H79V136ZM80 138L78 140H80ZM191 138H192V140H191ZM201 138L203 139V142L201 141L202 140ZM215 138H217L216 139L217 141L215 140ZM69 139L70 138L67 135V138L66 139L64 138V141L61 140L62 142L58 143V145H60V147H58V146L57 147L60 148L61 150L63 149L62 153L64 150H66L64 152H66V154L68 153L67 156L68 155H70V157H71V155L73 156V157H71L72 162H70V164H69V165H71L74 163L73 160H74V157H76V153L74 151H73L74 153L67 152L68 149H70L69 151H71V149H72V146H70L71 143L70 144L67 143V142H71V141H67ZM81 139H82V141H83V139H84V141L86 140V138H84L83 135H82ZM47 140H49V141L47 142ZM99 140H100V142L98 144H96V142H98ZM184 140L185 141L188 140L189 142H186L187 143L186 144L184 142ZM3 141H2V143H3ZM57 141H58V139H57ZM84 141H83V143L81 141L80 142L82 144H84V146H85ZM19 142H20V139H19ZM190 142H191V144L193 143L192 145L195 148L198 147L197 150L200 151L199 152L200 154L198 153V151L197 152L195 151L196 150L195 148L194 149L191 148L192 145L190 144ZM194 142L196 145H198L197 147H196V145H194ZM86 143H87V141H86ZM183 143H185L186 146H183ZM188 143H189L188 147H190V148H186ZM215 143H218V144H215ZM142 145L143 146L145 145L144 148H146V150L149 149V152L147 150V153L143 154L145 156L141 155L142 153L139 152L142 149ZM212 145H216L215 146L216 149L219 147V150L214 149V147H212ZM19 146L17 147V149L19 148ZM62 146H63V148H62ZM86 146H87V144H86ZM110 146L112 148H110ZM163 146H165V148ZM65 147H67V148L70 147V148L65 149ZM181 147H182V149H185V148L187 150L191 149V151L188 150L189 154H187L188 156L191 154V158L187 159L186 158L187 156L185 155L186 153H184L183 151H182L183 154H181V152L180 153L178 152L179 151L178 148H181ZM31 148L33 149V151H30V150H32ZM139 148H140V150H139ZM38 149L40 150V148H38ZM50 149L51 148H49V150ZM53 150H52V152H53ZM187 150H184V151L186 152ZM193 151L196 152L200 158L196 155V153H193ZM208 152H206V153H208ZM102 153H104V155H102ZM92 154L89 155V157H90L89 159H91V158L92 159L91 160L88 159L89 162H86L88 165L87 164H85V165L81 164L82 167L84 166L81 170L90 169L91 166H92L91 168H93L94 166H96V163H99L98 161L100 159L97 161L96 154L94 155V157ZM193 154L196 155L198 158L196 156H194ZM217 154L215 155V157L213 155L214 159L217 158L216 157ZM33 155H35V153ZM63 155H64V153H63ZM116 155H118V156H116ZM64 156H66V155H64ZM192 156L197 158V161L194 159L192 160V158H193ZM68 158H69V156H68ZM94 158H95V161L93 160ZM189 159L191 160L190 165H192L194 163L192 165L194 167H191L189 165V162H190V161H188ZM214 159L212 158L211 161L213 160L212 162H214ZM109 160H110V158L108 159L107 162H109ZM199 160H200V162H199ZM217 160L215 161L216 163L218 162ZM187 161H188V163L185 164ZM192 161H193V163H192ZM195 161L198 162L199 164L201 163L200 168L198 167L199 164L195 163ZM81 163H85V162H81ZM89 163H91V165ZM167 167L173 170V173H172L173 176L172 175H170L171 177L170 176L169 177L164 176L163 172H164L165 168H167ZM174 167H176V168H174ZM188 167L189 168L191 167V169H193V170L191 171V169H189ZM206 167L204 166L202 168H206ZM202 168H201V170H202V172H204L205 169H202ZM208 168H206V172H207V170H211V167L209 169ZM248 169H250V168L248 167ZM174 171H175V173H174ZM202 172H201V174H202ZM197 173H198V175H197ZM65 175H67V173H65ZM54 179H56V177L50 176L49 178L46 179V181L50 182ZM117 180H118V183H117ZM194 180H193V182H194ZM114 181H116V182H114ZM200 182L197 185H199ZM186 183H187V185H186ZM121 184H123V183H121ZM138 184L140 186H146L147 189L140 187ZM181 185H183V186H181ZM185 185H186V187H185ZM11 187L6 189V190L2 189V191L0 192V196L1 195L5 196L6 194H8L9 192H12V191H19L18 188H14V187L11 188ZM183 187H185V188L183 189ZM137 188H143V189L147 190V192L145 193V197L154 195L155 193H159L162 190H164V191L166 190L167 191L166 193L168 194V196L170 198L172 197L174 199V201L172 202L171 206H170L169 201H155L152 204V206L149 207L150 211H148L147 213H144L145 209L143 210L142 208L143 207L145 208V206H146L145 200L141 203H138V201H134V200L131 201L129 199L131 196H133L135 194ZM262 198H263L262 200H261V198L259 199L261 201H259L258 199H257L258 200L257 202H256V200H252L254 202H252V201L250 203L247 202L246 203L247 205L246 204L243 205V208H245L244 209L245 213L248 214L251 217V219L254 221V223L258 226L264 225V197H262ZM138 206H140V207L137 208ZM133 207H134V210H133ZM132 210H133V212H132ZM128 211L129 212L131 211V214L126 215L125 212H128ZM231 212H232V216H230V218H228L227 220H224V219L222 220V223L219 226V229H218L217 233L215 234V237L211 241H208L209 237H207V236H199L197 234H195L196 236L194 235L195 237H193V241H192L193 243H192L191 248H192V250H195L196 247H198L194 258H192L190 256H180V257L176 258V260L173 259V263L169 260V262L166 264H262V262H264V254L259 255V253L262 252L264 249L262 247H260L255 241L248 240V239H242L239 236L237 223L241 218V214L243 213L242 210L239 208L238 205H236V207L231 208ZM87 213L89 214V212H87ZM115 214H117V216ZM135 214H136V216H135ZM131 215H133V216H131ZM88 219H89V222L91 224V227H93L94 222L89 218V215H88ZM172 223H176V221H173ZM181 225L183 227V230L180 229L179 233L182 234L185 231L183 233V235L185 236L186 230L184 228L186 227V225H184V224H181ZM181 225L177 226L178 230H179V227L181 228ZM178 230H177V228L175 230H173V231H177V233L176 232H169V233H171L170 235H172V236L168 235V237L172 238L173 235H174V237L176 236V238L173 237V240L178 238V242H177V240H175V241L177 243H179V245H182L183 242H181V244H180V241H181L180 237L182 235L180 234L181 236L180 237L178 236L179 235ZM92 234L95 236L94 231L92 232ZM190 234L193 235L194 233L193 234L190 233ZM186 236H188V235H186ZM182 241H183V238H182ZM107 242H109V240ZM111 248H114V247L111 246ZM111 248H110V252H109V257H110V255H111V257H110V259H108V261L109 262H111V261L117 262L121 258L120 253H122V252H120L118 247H115V250H113ZM116 249L118 250V252ZM157 252H158V250H157ZM98 253H99L98 255H101L100 250L98 251ZM160 254L162 255L164 253L163 252L161 253V250H159V253L157 255L156 254H154V255L159 256ZM156 256H154V258H151V256H149L152 261L154 259L153 264H157V263L158 264H164L166 262V260L168 259V257L165 254L162 255V257L161 256L156 257ZM160 257H161V259H160ZM160 260H161V262H163V260H165V261H164V263H161V262H159Z\"/></svg>",
	"mask_w": 264,
	"mask_h": 264
},
{
	"label": "built area",
	"instance_id": "obj_3",
	"mask_svg": "<svg viewBox=\"0 0 264 264\" xmlns=\"http://www.w3.org/2000/svg\"><path fill=\"white\" fill-rule=\"evenodd\" d=\"M160 137L153 132L148 140L155 142ZM17 180L24 189L6 194L7 205L0 207V264H97L91 224L83 206L69 192L67 179L50 184L42 172L35 171L30 176L18 175ZM50 191L56 194L51 213L34 214L36 200ZM24 216H28L30 228L20 233ZM237 226L242 239L253 240L264 249V225H256L242 213Z\"/></svg>",
	"mask_w": 264,
	"mask_h": 264
}]
</instances>
